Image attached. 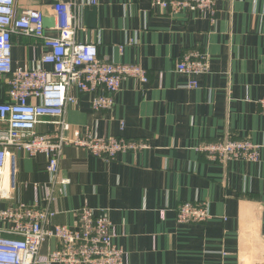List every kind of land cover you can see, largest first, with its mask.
Instances as JSON below:
<instances>
[{"label": "crops", "instance_id": "obj_1", "mask_svg": "<svg viewBox=\"0 0 264 264\" xmlns=\"http://www.w3.org/2000/svg\"><path fill=\"white\" fill-rule=\"evenodd\" d=\"M51 2L17 0V6ZM78 3L83 18L77 42L96 45L108 62L144 68L149 80H126L114 108L100 113L92 111L90 96L73 91L79 105L69 107L66 121L83 135L126 138L148 148L120 153L114 161L65 148L61 175L71 184L59 196L53 224L76 227L75 212L94 209L113 224L114 242L129 264H264V112L259 104L264 100V0H220L214 24L208 16L152 9L150 0ZM93 7L96 29L84 16ZM193 50L209 56L211 70L196 78L198 88H189L188 78L175 72L177 62ZM44 51L39 41L15 36V67L37 68ZM5 100L0 89V102ZM39 129L51 133L55 127ZM226 136L262 146L259 162L220 165L197 152L199 145ZM47 168L44 155L17 152L21 202L35 204L34 185L50 183ZM199 202L208 204L209 221L177 223L181 204ZM58 246L51 241L42 254Z\"/></svg>", "mask_w": 264, "mask_h": 264}, {"label": "built area", "instance_id": "obj_2", "mask_svg": "<svg viewBox=\"0 0 264 264\" xmlns=\"http://www.w3.org/2000/svg\"><path fill=\"white\" fill-rule=\"evenodd\" d=\"M46 2L47 0H40ZM220 0H150L152 9L173 16L193 14L217 20ZM98 0H90L97 6ZM49 13L46 14L45 10ZM54 20L51 28L45 19ZM83 12L78 0H53L44 7L22 8L17 0H0V89L6 100L0 102V264H129L127 254L115 242L114 226L87 206L77 210L76 227L54 225L59 213V196L71 184L61 175L64 149L88 150L94 157L116 160L120 153L146 150L148 144L126 138L82 134L66 121L70 106L79 105L73 91L90 96L94 113L111 111L115 95L123 83L135 79L148 83L149 72L137 65L114 64L104 60L96 45L78 43ZM55 30V36L47 31ZM39 41L44 51L37 68L15 67L14 37ZM175 72L188 78L189 88H198L196 78L210 74L209 56L199 50L187 52ZM264 112V100L259 102ZM54 131L43 133L42 125ZM262 146L249 139L226 136L203 143L197 152L204 160L226 165L260 160ZM44 155L48 160L50 183L34 185L36 202H21L15 184L17 152ZM207 203H184L176 210L179 224H204L211 219ZM51 241L58 247L48 254L42 249Z\"/></svg>", "mask_w": 264, "mask_h": 264}, {"label": "water", "instance_id": "obj_3", "mask_svg": "<svg viewBox=\"0 0 264 264\" xmlns=\"http://www.w3.org/2000/svg\"><path fill=\"white\" fill-rule=\"evenodd\" d=\"M85 16V23H87L88 27L91 29H96V17H97V9L96 7H93L92 9L86 8L84 11ZM45 27L51 28L54 25V20L51 18H46L45 21Z\"/></svg>", "mask_w": 264, "mask_h": 264}, {"label": "rangeland", "instance_id": "obj_4", "mask_svg": "<svg viewBox=\"0 0 264 264\" xmlns=\"http://www.w3.org/2000/svg\"><path fill=\"white\" fill-rule=\"evenodd\" d=\"M237 162H243V161H237Z\"/></svg>", "mask_w": 264, "mask_h": 264}]
</instances>
